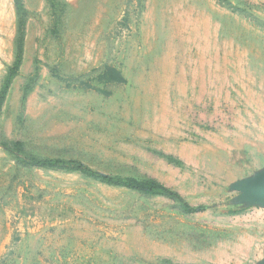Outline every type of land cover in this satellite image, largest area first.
<instances>
[{"label": "rangeland", "instance_id": "obj_1", "mask_svg": "<svg viewBox=\"0 0 264 264\" xmlns=\"http://www.w3.org/2000/svg\"><path fill=\"white\" fill-rule=\"evenodd\" d=\"M20 2L0 0V264H264V0Z\"/></svg>", "mask_w": 264, "mask_h": 264}, {"label": "trees", "instance_id": "obj_2", "mask_svg": "<svg viewBox=\"0 0 264 264\" xmlns=\"http://www.w3.org/2000/svg\"><path fill=\"white\" fill-rule=\"evenodd\" d=\"M16 1V9L18 13L21 12V2L20 0ZM53 161H34L31 163L32 166L38 167V168H50L54 166ZM75 170L82 171L83 173L88 174L91 177H95L96 179H99L102 183L110 185V186H116V187H122L126 189L146 192L153 195H174L168 188L161 185L157 181H147V182H141L136 180H122V179H113L110 177H98L92 171L89 169H85L82 165L76 166ZM185 212L188 213H198L202 212L204 210L203 207H192L188 203H185L184 206Z\"/></svg>", "mask_w": 264, "mask_h": 264}, {"label": "water", "instance_id": "obj_3", "mask_svg": "<svg viewBox=\"0 0 264 264\" xmlns=\"http://www.w3.org/2000/svg\"><path fill=\"white\" fill-rule=\"evenodd\" d=\"M255 191L264 194V178L255 183Z\"/></svg>", "mask_w": 264, "mask_h": 264}]
</instances>
